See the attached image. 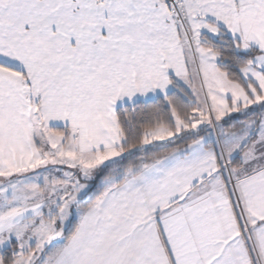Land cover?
Returning <instances> with one entry per match:
<instances>
[{"label":"snow or ice","instance_id":"1","mask_svg":"<svg viewBox=\"0 0 264 264\" xmlns=\"http://www.w3.org/2000/svg\"><path fill=\"white\" fill-rule=\"evenodd\" d=\"M0 264H264V0H0Z\"/></svg>","mask_w":264,"mask_h":264}]
</instances>
